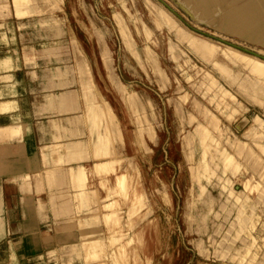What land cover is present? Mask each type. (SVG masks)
<instances>
[{
	"label": "rangeland",
	"instance_id": "obj_1",
	"mask_svg": "<svg viewBox=\"0 0 264 264\" xmlns=\"http://www.w3.org/2000/svg\"><path fill=\"white\" fill-rule=\"evenodd\" d=\"M29 1L13 0L18 16L30 12L23 8ZM207 1L196 11L188 0H31L43 10L29 21L52 23L53 33L70 41L62 42L60 51L88 60L93 105H104L102 113L109 121L114 112L123 128L125 174L118 176L124 175L119 183L129 189L127 197L121 196L123 221L119 213L111 217L123 234L112 233L115 243L108 236L103 249L111 264L119 263L111 252L121 240L125 247L119 264H264V185L257 175L264 171V150L251 140V130L259 133L264 125V99L260 105L237 83L230 85L213 65L228 66L233 74H241V81L253 79L222 50L232 48L264 60V40L233 28L238 10L253 6L255 0ZM161 11L173 24L162 18ZM180 30L208 39L219 51L213 56L199 54ZM210 116L216 117L220 129ZM206 137L215 139L207 150L202 143ZM235 138L261 156L260 166L253 168L246 159L247 148L236 150L231 141ZM223 149L232 155L230 164L221 158ZM227 177L230 181L223 187ZM113 206L110 212H117L119 206ZM104 224L112 227L105 220ZM90 225L95 235L96 223ZM246 230L256 244H250ZM104 253L94 264L108 260Z\"/></svg>",
	"mask_w": 264,
	"mask_h": 264
},
{
	"label": "crops",
	"instance_id": "obj_2",
	"mask_svg": "<svg viewBox=\"0 0 264 264\" xmlns=\"http://www.w3.org/2000/svg\"><path fill=\"white\" fill-rule=\"evenodd\" d=\"M23 8L0 0V264H88L79 257L91 222L109 235L103 205L115 199L124 219L123 128L111 106L109 121L93 105L88 60L60 51L70 41L52 23L29 21L43 8Z\"/></svg>",
	"mask_w": 264,
	"mask_h": 264
},
{
	"label": "bare ground",
	"instance_id": "obj_3",
	"mask_svg": "<svg viewBox=\"0 0 264 264\" xmlns=\"http://www.w3.org/2000/svg\"><path fill=\"white\" fill-rule=\"evenodd\" d=\"M189 2H191L190 3V6L192 7V9H194V10H196V11H198L199 9V7L200 6H202V4L203 5H205V3L206 2H208L207 0H188ZM215 1V0H214ZM240 1H242V0H240ZM211 2V1H210ZM231 2V1H230ZM242 2H244V1H242ZM209 3V2H208ZM207 3V4H208ZM213 3V2H212ZM221 3V2H220ZM189 4V3H188ZM218 4V3H217ZM243 4H245V3H243ZM214 5V4H213ZM209 6V5H208ZM216 6V5H215ZM209 9H210V7H209ZM215 9V8H214ZM233 9V8H232ZM236 9V8H235ZM212 10V9H211ZM231 10V9H230ZM227 11V10H226ZM232 11V10H231ZM230 11V12H231ZM162 12V11H161ZM203 12V11H202ZM221 12H222V9H221ZM211 14H212V12H211ZM213 15V14H212ZM161 16H162V18H164L165 20H166V22H168V23H170V24H173V20L169 17V15H167V14H165V12H162L161 13ZM200 16H201V14H200ZM199 16V17H200ZM211 16V15H210ZM214 16V15H213ZM213 18V17H212ZM215 18V17H214ZM213 18V19H214ZM222 18V17H221ZM225 18H226V16H225ZM223 20V19H222ZM225 20V19H224ZM234 24H233V28H235V29H238V30H242L243 32H244V34L247 36V37H251V38H253V39H258V40H264V0H255V3L253 4V6H250L249 7V5H246L244 8H242L241 10H238V12H237V17L234 19ZM233 23V22H232ZM169 25V24H168ZM220 25V24H219ZM173 26V25H172ZM231 26V25H230ZM173 27H175V26H173ZM219 27V26H218ZM176 28V27H175ZM174 28V29H175ZM232 30V29H231ZM170 32V31H169ZM178 32V31H177ZM231 32V31H230ZM241 32V31H240ZM178 34V33H177ZM179 34H180V36L182 37V38H184V39H186L187 41L186 42H188V44H189V46L191 47H194L193 45H195L196 44V46L195 47H197L198 48V50H200V53L199 52H196V53H199V54H202L203 53V55H208L209 56V54H212V56H213V54H214V52H217V45H215L214 43H211V42H209V41H207V40H205V39H201V38H198V37H195V36H192V35H190V34H187L186 32H184L183 30H180L179 31ZM235 35V34H234ZM238 35V34H237ZM179 36V37H180ZM198 36V35H197ZM201 37V36H200ZM232 37V36H231ZM246 39V38H245ZM250 39V38H249ZM182 40V39H181ZM242 40V39H241ZM244 40V39H243ZM247 41V40H246ZM253 41V40H252ZM171 42H172V40H171ZM261 43V42H260ZM172 44V43H171ZM259 44V43H258ZM257 44V45H258ZM254 45H255V43H254ZM260 45V44H259ZM225 48V47H224ZM261 48V47H260ZM195 48H193V50H194ZM197 50V51H198ZM263 50V49H262ZM201 51H202V53H201ZM219 51V50H218ZM223 51V56H226V58H228L232 63H234V64H241V66H243L244 68H246V70L253 76V79H248L247 77L249 76H247L246 78L247 79H243V81H241V80H239V78H238V75H241V74H233L232 73V70L228 67V66H226V65H224V64H221V63H216V61H214V63H216V64H213L214 65V67L217 69V70H219L220 72H222V74H224L225 76H226V78H227V80H228V82H229V84L230 85H233V84H236L246 95H248V97H250L251 99H255L256 101H258V103L260 104V105H262L263 104V99H264V60H261V59H259V58H256V57H253V56H250V55H246V54H244V53H241V52H239V51H237V50H234V49H232V48H225L224 50H222ZM168 52V51H167ZM170 56V55H169ZM172 56V55H171ZM201 56V55H200ZM159 57V56H158ZM157 57V58H158ZM207 57V56H206ZM225 58V57H224ZM154 62V61H153ZM161 63V62H160ZM159 63V64H160ZM154 67V66H153ZM158 69V68H157ZM154 71H156V70H154ZM158 71V70H157ZM161 71V70H160ZM235 71V70H234ZM237 72H239V71H237ZM157 74L158 73H156V76H157ZM244 74V73H243ZM159 75V74H158ZM160 77V76H159ZM240 77V76H239ZM158 78V77H157ZM242 78V77H241ZM220 87V86H219ZM218 87V88H219ZM184 88V87H183ZM232 88V87H231ZM206 89H208V88H206ZM219 89H221V87L219 88ZM220 91V90H219ZM222 92H225L226 90H224V88H223V90H221ZM220 91V92H221ZM227 93V92H226ZM187 95H188V93H187ZM179 96V95H178ZM61 98V97H60ZM208 98V97H207ZM61 99H63V98H61ZM193 99H194V97H193ZM197 100V99H196ZM171 101V100H170ZM180 101V100H179ZM263 106H264V104H263ZM49 109V108H48ZM211 113V112H210ZM213 114V113H212ZM208 116V115H207ZM228 116V115H227ZM226 116V117H227ZM211 118H209L210 119V121H211V123L212 124H214L215 126H218V121H217V119H216V117H212V116H210ZM228 119L229 118H231L230 116H228L227 117ZM256 119V118H255ZM255 119H254V121H255ZM77 120V119H76ZM208 121V120H207ZM76 122H78V121H76ZM70 123H71V121H70ZM79 123V122H78ZM254 123V122H253ZM244 124V121L240 124L241 126ZM252 124V123H251ZM74 126H75V124H74ZM219 127V126H218ZM219 129H220V127H219ZM204 130V129H203ZM259 130V133H256V130H251L252 131V141L254 142V143H259L258 145L260 146V148L262 149V150H264V143H261L260 142V138H261V136L262 137H264V134H263V131H264V125H262V127L260 126V128L258 129ZM239 131V130H238ZM258 132V131H257ZM141 135V134H140ZM8 136H9V134H8ZM256 136H257V138H256ZM141 137V136H140ZM231 137V136H230ZM249 137V136H248ZM228 138V137H227ZM136 140H137V138H135ZM205 139H207V140H205V141H203L202 143L204 144V146H205V150H207L206 149V146H207V148H209V147H211V146H213V144H212V141H214L215 142V139L213 138V137H206ZM262 139V138H261ZM189 140V139H188ZM228 140V139H227ZM226 140V141H227ZM233 140V145H235V147H236V150H238V151H241V150H243V149H245V148H247L248 150H247V154H246V159L252 164V166H253V168L255 167V166H260V163H261V161H262V159H261V156L260 155H258V154H256L254 151H252V147H250V146H248V144L246 143V142H242V141H240V140H238V139H231V141ZM80 141V140H79ZM82 141V140H81ZM86 141V140H85ZM251 141V142H252ZM84 142V141H83ZM82 143V142H81ZM190 143H191V141H190ZM74 144H76V143H74ZM79 144H80V142H79ZM203 144H202V146H203ZM85 145H86V143H85ZM84 145V146H85ZM89 146V145H88ZM203 146V147H204ZM245 147V148H244ZM74 148V147H73ZM81 148V147H80ZM84 149V148H83ZM82 149V150H83ZM78 150V149H77ZM86 150V149H85ZM251 150V151H250ZM76 152V151H75ZM207 154V152H205V155ZM204 155V156H205ZM221 155L223 156V157H221L222 159L224 158V159H227V161L228 162H226V164H230V159H231V157L230 156H232L229 152H227L226 151V149H223L222 150V152H221ZM88 158V157H87ZM205 158V157H204ZM90 159V158H89ZM88 159V160H89ZM90 161V160H89ZM224 162L226 161V160H223ZM105 162V161H104ZM107 162V161H106ZM204 162V164H207L206 163V161H203ZM108 163V162H107ZM130 163V162H129ZM254 163V164H253ZM84 164V163H83ZM109 164H112V163H109ZM134 164V163H133ZM88 165V164H87ZM93 165V164H92ZM97 165V164H96ZM99 165V164H98ZM97 165V166H98ZM79 166V165H78ZM104 166V165H103ZM106 166V165H105ZM205 166V165H204ZM219 166H220V164H219ZM87 167V166H86ZM91 167V166H90ZM70 168V167H69ZM85 168V167H84ZM98 168V167H97ZM101 168H102V166H101ZM112 168V167H111ZM110 168V169H111ZM205 168V167H204ZM71 169H73V168H71ZM109 169V168H108ZM156 169V168H155ZM79 170V169H78ZM81 170V169H80ZM92 170V169H91ZM68 171H70L69 169H68ZM74 171V170H73ZM96 171V170H95ZM158 171V170H157ZM156 172V171H155ZM71 173V172H70ZM85 174V173H84ZM83 174V175H84ZM125 174V173H124ZM86 175V174H85ZM258 175V181H260V182H262L263 183V185H264V171H262L261 173H259V174H257ZM25 176V175H24ZM124 177V175L122 176V178ZM28 178V177H27ZM119 178V179H118ZM120 179V177L118 176L116 179V181H117V183H116V188L118 189L120 186H121V188L123 189H121L122 190V192H121V190L120 189H118L119 191H117V190H115V192L119 195L120 194V196H123V197H127V194H128V189H129V187L127 188V187H125V185H123L122 186V184H124V183H122L121 184V182L119 183V181L120 180H123V179ZM109 179V178H108ZM126 179V178H125ZM27 180V179H26ZM232 180V179H231ZM110 181V180H109ZM222 181H223V184H222V186L223 187H225V184H227V183H229V178L227 177V178H223L222 179ZM121 184V185H119V184ZM232 183V182H231ZM77 184V183H76ZM110 184V183H109ZM73 185V184H72ZM78 185V184H77ZM114 185V184H113ZM76 186V185H75ZM119 186V187H118ZM245 186V185H244ZM232 188V187H231ZM245 188L247 189V191H249V190H251L249 187H247V186H245ZM225 189V188H224ZM230 189V188H229ZM245 189V190H246ZM220 190V189H219ZM232 190V189H231ZM94 192H96V191H94ZM220 192H223V190L222 191H220ZM241 192H242V190H241ZM98 193V192H97ZM232 192H230V194H231ZM234 193V192H233ZM89 195V194H88ZM95 195V194H94ZM101 196V195H100ZM106 196V195H105ZM226 196V195H225ZM229 196V195H228ZM242 196H244V195H242ZM93 197V196H92ZM97 197H99V196H97ZM104 197V196H103ZM230 198V197H229ZM225 199V198H224ZM238 199V196H236V200ZM115 200V199H114ZM113 200V202L114 203H117V201H114ZM118 200H119V198H118ZM228 200V199H227ZM107 201V200H106ZM112 201H108L107 203H103L104 205H103V207H104V209H106L108 212H106L105 214H104V220L107 222V224L109 225V224H111L112 225V227H109V226H107L108 227V232H109V237L110 236H112L113 237V235H111L112 233L114 234L115 232H117V233H119L117 230L115 231L114 230V232H112L113 231V229H114V218L112 219L111 217H114L115 215H117L118 214V211L119 210H117V212L114 210V211H112V212H110V208L113 206L112 205V203H111ZM229 202V201H228ZM233 203H235V202H233ZM233 205V204H232ZM236 205V204H235ZM234 205V206H235ZM118 207L119 205H117V204H114V206H113V208H115V207ZM99 209H101V207L99 208ZM103 209V208H102ZM130 209H132V208H130ZM133 209H134V207H133ZM112 210V209H111ZM99 211V210H98ZM121 211V210H120ZM130 211V210H129ZM132 211V210H131ZM135 211H136V209H135ZM134 211V212H135ZM134 212H132V213H134ZM101 216V215H100ZM103 216V215H102ZM258 218H260V217H258ZM116 220V219H115ZM260 220V219H259ZM112 222H113V224H112ZM252 222V221H251ZM118 223V222H117ZM132 223V222H131ZM257 223H258V221H257ZM255 224V223H254ZM254 224H253V226H254ZM262 224V223H261ZM83 225V224H82ZM127 226V225H126ZM258 226V225H257ZM137 231V230H136ZM92 233V232H91ZM95 233H96V231H95ZM121 233V232H120ZM108 234V233H107ZM121 234H123V233H121ZM133 234V233H132ZM116 235V234H115ZM128 235V234H127ZM108 236H105V237H101V234L100 235H98V234H93V235H91V236H88V237H86L85 239H83V241H82V249L84 250V262H87V263H89V264H94V260L95 259H97L96 257L97 256H99V255H102V253H104V257H107L108 258V260L105 262V261H103V260H100L101 258H100V256L98 257V258H100L99 259V261L98 262H100L101 264L103 263L104 264V262H105V264H111V261H110V254L109 253H106V251H104L103 252V249L105 248V247H108V246H106V242L107 241H110V240H108V239H110V238H108ZM118 236V235H117ZM124 236V235H123ZM132 236V235H131ZM126 238H131V237H127V236H125ZM124 237V238H125ZM118 238H120V236L118 237ZM117 238V239H118ZM121 238L123 239V237H122V235H121ZM120 238V239H121ZM112 239V238H111ZM132 239V238H131ZM107 240V241H106ZM119 240V239H118ZM124 240V239H123ZM112 241H113V243H115V240L114 239H112ZM112 241H111V243H112ZM260 241H261V239H260ZM264 241V240H263ZM119 242V241H118ZM118 242H117V247L120 245H118ZM121 242V245H122V240L120 241ZM119 242V243H120ZM127 242V241H126ZM129 243L131 242V240L130 241H128ZM128 242H127V244H128ZM28 243H29V241H28ZM110 243V242H109ZM111 243L109 244L110 245V247L112 246L111 245ZM137 243V242H136ZM254 241H252V239H251V242H250V244L252 245H254ZM256 244V243H255ZM262 244V243H261ZM116 245L114 244L113 246L114 247H116ZM119 246L118 248H119V250L117 251V247L115 248L116 250H114V251H112L111 253H113V255H116V257L115 256H113V255H111V257H115V259H116V262L117 261H119V263H121L120 261V259L123 257V255L124 254H122V251H123V249H124V247H125V242H123V248H120V247H122V246ZM131 245V244H130ZM250 245V246H251ZM262 246V245H261ZM109 247V248H110ZM113 247V248H114ZM247 247V246H246ZM256 247V246H255ZM109 248H108V250H109ZM128 249V248H127ZM135 249V248H134ZM104 250H106V249H104ZM121 250V251H120ZM259 250V249H258ZM251 251V250H250ZM246 252H249V248H247L246 249ZM253 252V251H252ZM256 253V252H255ZM259 253V252H258ZM247 254V253H246ZM106 255V256H105ZM131 255V254H130ZM253 255H255V254H253ZM260 255V254H259ZM103 256H101L102 258H103ZM249 256V255H248ZM245 257V256H244ZM244 257H242V258H244ZM256 257V256H255ZM117 258H118V260H117ZM253 258V257H252ZM257 258H258V254H257ZM115 259H114V263H115ZM245 259V258H244ZM247 259V258H246ZM77 260V259H76ZM104 260H106L105 258H104ZM241 260H243V259H241ZM254 260V259H253ZM97 261V260H96ZM102 261V262H101ZM243 261H245V260H243ZM243 261H241V262H243ZM247 261V260H246ZM100 263H97V264H100ZM118 263V264H119ZM123 264V263H122ZM135 264V263H134ZM249 264V263H248ZM254 264V263H253Z\"/></svg>",
	"mask_w": 264,
	"mask_h": 264
}]
</instances>
